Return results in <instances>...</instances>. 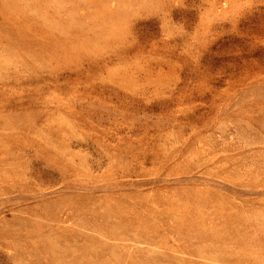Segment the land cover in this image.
Listing matches in <instances>:
<instances>
[{"label": "rangeland", "instance_id": "rangeland-1", "mask_svg": "<svg viewBox=\"0 0 264 264\" xmlns=\"http://www.w3.org/2000/svg\"><path fill=\"white\" fill-rule=\"evenodd\" d=\"M0 264H264V0H0Z\"/></svg>", "mask_w": 264, "mask_h": 264}]
</instances>
